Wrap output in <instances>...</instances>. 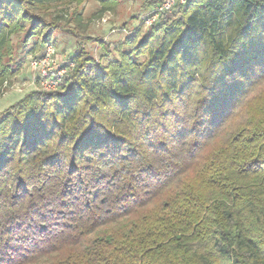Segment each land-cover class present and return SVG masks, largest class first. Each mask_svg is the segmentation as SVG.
I'll list each match as a JSON object with an SVG mask.
<instances>
[{
	"label": "trees",
	"instance_id": "obj_1",
	"mask_svg": "<svg viewBox=\"0 0 264 264\" xmlns=\"http://www.w3.org/2000/svg\"><path fill=\"white\" fill-rule=\"evenodd\" d=\"M87 1L0 0V95ZM165 1L0 116V264H264V0Z\"/></svg>",
	"mask_w": 264,
	"mask_h": 264
},
{
	"label": "rangeland",
	"instance_id": "obj_2",
	"mask_svg": "<svg viewBox=\"0 0 264 264\" xmlns=\"http://www.w3.org/2000/svg\"><path fill=\"white\" fill-rule=\"evenodd\" d=\"M153 0H121L115 12L99 13V4L95 0L76 6L58 8L54 15L61 17V24L66 31L54 33L52 44L55 52L53 58L56 65L49 69L36 68L31 66L35 59L44 58L46 48L38 57L27 56L26 51L22 52L17 47L18 38H14L16 47L14 67L20 63L14 77L1 90L0 95V116L12 104L23 98L34 90L43 89L42 83L45 79L57 78L61 70L70 66L73 55L76 51L84 48L97 61L108 62L116 58L115 49L126 40L128 36L135 33L143 24L146 30L149 24H144L148 16L154 12L150 6ZM77 22V23H76ZM142 25V26H143ZM72 31V32H71ZM105 48V49H104ZM71 68V67H70ZM68 73V70L63 77ZM45 77V75H47ZM44 90V89H43Z\"/></svg>",
	"mask_w": 264,
	"mask_h": 264
},
{
	"label": "built area",
	"instance_id": "obj_3",
	"mask_svg": "<svg viewBox=\"0 0 264 264\" xmlns=\"http://www.w3.org/2000/svg\"><path fill=\"white\" fill-rule=\"evenodd\" d=\"M177 1L178 0H166L161 5V7L158 9V12L160 13V12L171 10L175 6ZM181 3H184V0H181ZM154 19H156V17H154ZM154 19H148L146 23L147 24H151L154 21ZM54 52H55V50H54L52 45L47 46L46 47V52H45L46 54H45L44 58L35 59L34 61L31 62V66L34 69L41 68V70H42V68H44V70H45V69H48V67L50 69V67L52 65H56V62H57L53 58ZM73 66H74L73 64H70L71 68ZM67 70H68L67 68L62 69L61 70L62 72L59 73L57 78H52V79H49V80L45 79V81H43V83H42L43 89L46 90V91L56 90L58 88V86L62 83L63 78H64L63 74H65L67 72ZM47 76H48V74L45 75V77H47Z\"/></svg>",
	"mask_w": 264,
	"mask_h": 264
}]
</instances>
